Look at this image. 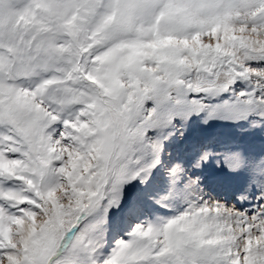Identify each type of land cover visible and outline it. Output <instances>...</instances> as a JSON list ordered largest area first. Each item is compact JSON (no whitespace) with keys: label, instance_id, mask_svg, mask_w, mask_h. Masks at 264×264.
Masks as SVG:
<instances>
[{"label":"snow or ice","instance_id":"snow-or-ice-1","mask_svg":"<svg viewBox=\"0 0 264 264\" xmlns=\"http://www.w3.org/2000/svg\"><path fill=\"white\" fill-rule=\"evenodd\" d=\"M0 264H264V0H0Z\"/></svg>","mask_w":264,"mask_h":264}]
</instances>
